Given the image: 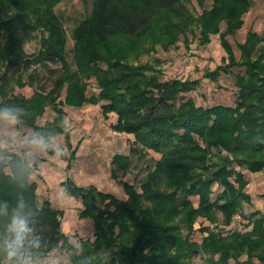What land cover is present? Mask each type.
I'll list each match as a JSON object with an SVG mask.
<instances>
[{
  "label": "trees",
  "instance_id": "16d2710c",
  "mask_svg": "<svg viewBox=\"0 0 264 264\" xmlns=\"http://www.w3.org/2000/svg\"><path fill=\"white\" fill-rule=\"evenodd\" d=\"M1 1L0 107L25 108L21 125L64 134L69 147V132L59 127L64 106L98 105L104 118L114 114L113 131L133 138L128 155L112 156L114 181L126 178L131 155H159L136 184H121L124 200L93 186L63 184L66 194L80 200V216L93 222V240L75 248L61 233L60 212L37 201L36 185L29 182L35 165L9 149L0 151V202L14 207L23 197L41 236L31 260L65 248L73 252L70 264H103L105 252L112 253V264H191L195 255L204 264H264V212L247 214L245 208L251 206L246 172L264 174V37L247 32L238 60L227 42L241 30L253 1L89 0V16L71 33L72 66L67 36L53 13L61 0H6L25 3L11 11ZM190 1L200 8L199 15L188 11ZM37 33L39 50L27 55L24 47ZM188 33L197 35L199 47L218 36L226 64L205 71L203 78L232 77L233 106H198L185 96L200 80H164L160 59L141 62L158 50L177 49L180 38L188 48ZM91 82L97 92L87 95ZM21 87L30 88L33 96L14 92ZM47 108L52 121L37 127V117ZM236 216L247 225L233 226ZM6 223L0 219V233ZM197 233L200 241L194 240ZM0 264H5L2 253Z\"/></svg>",
  "mask_w": 264,
  "mask_h": 264
},
{
  "label": "rangeland",
  "instance_id": "374dc122",
  "mask_svg": "<svg viewBox=\"0 0 264 264\" xmlns=\"http://www.w3.org/2000/svg\"><path fill=\"white\" fill-rule=\"evenodd\" d=\"M252 1L254 5L244 16V24L241 30L234 37L227 38L228 45L236 60L239 59L240 54L238 46L244 42L247 32L252 30L264 37V0ZM1 5L7 11H11L12 6L17 5V7L22 8L25 3L2 0ZM186 6L193 16L201 13L195 1H190ZM205 8H209V2L206 3ZM90 10L91 3L89 0H61L53 10L56 19L60 21L59 24L67 36V61L69 64L71 63V66L72 60L69 53L73 45L71 33L81 21L89 16ZM221 29L223 30V26H221ZM38 34H35L33 40L25 45L24 51L27 55H32L39 50L38 36L40 35ZM188 38L191 41L188 48L184 47L182 38H180L177 49H171L166 52L158 50L153 56H144L141 62L146 63L153 58H157L163 63V76L170 75V78L180 77L183 80H200V84L195 91L185 96L193 99L198 106H233L236 88L232 77L220 73L215 82L203 78L205 71L212 73L218 67H223L226 64L224 61H227V54L219 44L218 36H211L210 43L205 47L198 46L197 35L192 36L188 33ZM190 48L200 49L202 56L196 59V62L188 71L186 70L185 73L178 76L176 73L180 69L181 58ZM58 67L52 66L53 69ZM1 68L2 64L0 62ZM232 72L237 73L238 70L234 69ZM15 84V82L11 84V89H13ZM89 85L86 94L96 93L97 91L93 87L92 82ZM66 91L67 87H65L60 97L63 102L66 101ZM14 92L26 98L33 96V91L28 87L16 88ZM63 110L66 115L65 120L70 124L69 143L71 147L65 143L64 134H55L52 138L65 145L67 155L59 160L49 153L32 152L25 154L20 151L18 155L27 164L35 165L33 172L29 176V182L36 185L35 194L39 205L47 201L56 206V210L60 212L61 233L68 238L71 246L78 248L81 241L86 239L93 240V222L89 218L80 216V211L82 210L80 200L68 196L64 191L63 184L70 181L76 186H93L104 194L124 200L125 195L121 184L124 182L136 184L137 181L146 175L149 169L153 168L159 155L153 152H146L142 156L138 154L131 155L126 178L122 179V182L114 181L110 176L112 156L116 153L128 155L129 147L133 140L132 136L114 132L112 127L116 125V116L109 114L107 118H104L98 105H66ZM52 115V111L47 108L41 117H37L35 125L42 127L45 122L52 121ZM33 129V127L27 125L4 126L0 128V136L7 138L10 144H15L21 135L30 133ZM13 140H16V142ZM8 149L14 151L11 150V147ZM245 179L248 181L247 191L251 195V206L249 208L245 207L247 214L264 212V202H262L261 198L264 195V174L246 172ZM233 220L234 222L232 223L235 227L247 225V223L239 221L236 217ZM199 226L198 221L194 228L198 229ZM200 237L201 235L197 233L194 236V240L200 241ZM54 252L58 264H70L68 257L73 252H68L65 248ZM193 257L191 264L205 263L200 255ZM32 261L34 264L39 263L36 259H32Z\"/></svg>",
  "mask_w": 264,
  "mask_h": 264
},
{
  "label": "clouds",
  "instance_id": "9594fccd",
  "mask_svg": "<svg viewBox=\"0 0 264 264\" xmlns=\"http://www.w3.org/2000/svg\"><path fill=\"white\" fill-rule=\"evenodd\" d=\"M26 112L25 108L16 104L0 107V128L23 124L21 117ZM59 127L64 133L71 130L67 120L62 121ZM8 145L7 138H0V151L6 150ZM13 146L25 154L50 152L58 160L67 155L65 145L39 129L21 135ZM0 219L7 220L3 233H0V253L5 257V264H33L31 252L40 246L41 236L37 233L33 213L23 197L14 207L7 201L0 202ZM103 264H112L111 252L103 254Z\"/></svg>",
  "mask_w": 264,
  "mask_h": 264
},
{
  "label": "built area",
  "instance_id": "2783aa9c",
  "mask_svg": "<svg viewBox=\"0 0 264 264\" xmlns=\"http://www.w3.org/2000/svg\"><path fill=\"white\" fill-rule=\"evenodd\" d=\"M202 56V51L200 49H196V48H190L186 53H184V55L181 58V65H180V69L178 70V72L176 73V75L180 76L183 73H185V71L189 70L190 67H192L194 65V63L196 62V59L198 57ZM164 80H168L170 79V75H164L163 76ZM0 138H3L2 136H0ZM13 144L8 145L7 149L11 147V150H16L18 148L14 147ZM20 150V149H18ZM236 218L242 222V220L240 219V217L236 216ZM55 252H51L49 254H47L45 256L44 259H36L39 261L38 264H58L57 259L55 258ZM34 264V263H33Z\"/></svg>",
  "mask_w": 264,
  "mask_h": 264
},
{
  "label": "crops",
  "instance_id": "0c3cea01",
  "mask_svg": "<svg viewBox=\"0 0 264 264\" xmlns=\"http://www.w3.org/2000/svg\"><path fill=\"white\" fill-rule=\"evenodd\" d=\"M52 118H53V115H52ZM51 118V119H52ZM51 121V120H50ZM14 142H16V140H13ZM12 141V142H13ZM20 151H22V150H14L13 152H15V153H17L18 154V152H20ZM121 154V153H120ZM81 187V186H80ZM69 196V195H68ZM51 206L53 207V208H55L56 209V206L55 205H53V204H51Z\"/></svg>",
  "mask_w": 264,
  "mask_h": 264
}]
</instances>
